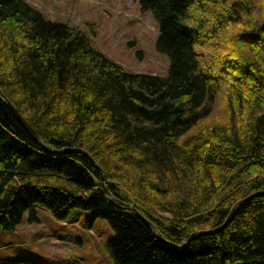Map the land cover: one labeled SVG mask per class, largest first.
Segmentation results:
<instances>
[{
  "label": "trees",
  "instance_id": "obj_1",
  "mask_svg": "<svg viewBox=\"0 0 264 264\" xmlns=\"http://www.w3.org/2000/svg\"><path fill=\"white\" fill-rule=\"evenodd\" d=\"M138 4L157 22L166 77L129 72L85 32L0 0V91L39 138L0 97V230L33 220L35 205L58 220L75 209L108 223L114 264H264V194L176 248L264 191V0ZM101 172L134 210L104 193Z\"/></svg>",
  "mask_w": 264,
  "mask_h": 264
},
{
  "label": "rangeland",
  "instance_id": "obj_2",
  "mask_svg": "<svg viewBox=\"0 0 264 264\" xmlns=\"http://www.w3.org/2000/svg\"><path fill=\"white\" fill-rule=\"evenodd\" d=\"M45 18L85 32L93 46L135 74L166 77L168 57L155 47L158 25L138 0H25ZM93 33V35H91ZM12 230H0V259L36 264H114L107 242L114 232L103 219L72 210L58 220L35 205Z\"/></svg>",
  "mask_w": 264,
  "mask_h": 264
},
{
  "label": "water",
  "instance_id": "obj_3",
  "mask_svg": "<svg viewBox=\"0 0 264 264\" xmlns=\"http://www.w3.org/2000/svg\"><path fill=\"white\" fill-rule=\"evenodd\" d=\"M0 97L8 104V106L11 108V110L13 111L14 115L16 116V118L18 119V121L25 127V129L30 133V135L37 141H39V138L37 136V134L35 133V131L31 128V126L27 123V121L25 120V118L15 109V107L11 104V102H9L4 96L3 94L1 93L0 91ZM58 153H68V152H84L83 150L81 149H77V148H74V149H64V150H61V151H57ZM101 183H102V190L104 191V193L111 199H114L116 200L118 203L120 204H123L125 206H128L130 207L131 209L134 210V207L129 204V203H125V202H122L116 198H114L113 196H111L105 186V176H104V173L101 172ZM264 194V191L262 192H257L255 194H252L248 197H246L245 199L243 200H240L230 211V213L228 214V216L226 217L225 221L219 226V227H216L214 229H211V230H203V231H196L194 233H192L190 235V237L183 243L182 246L180 247H176V248H185L187 247V245L189 244V242L195 238L196 236L198 235H206V234H212V233H215V232H218V231H221L228 223L229 221L232 219L237 207L242 204L243 202L245 201H248L256 196H260V195H263ZM140 218L142 219V221L144 222V224L151 230L154 231V228H153V225L147 220L145 219L143 216L139 215ZM174 246V245H173Z\"/></svg>",
  "mask_w": 264,
  "mask_h": 264
}]
</instances>
